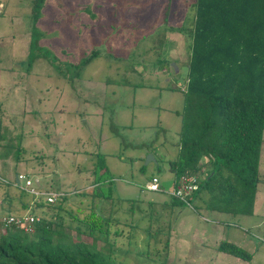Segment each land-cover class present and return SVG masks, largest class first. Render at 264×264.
I'll use <instances>...</instances> for the list:
<instances>
[{"label": "rangeland", "instance_id": "374dc122", "mask_svg": "<svg viewBox=\"0 0 264 264\" xmlns=\"http://www.w3.org/2000/svg\"><path fill=\"white\" fill-rule=\"evenodd\" d=\"M194 1L44 0L35 26L53 63L28 68L33 0H0V217L24 216L36 199L13 182L22 174L34 195L65 197L54 227L69 236L78 235L69 209L108 219L96 243L117 264H264V140L250 215L173 205L169 190L146 189L153 175L173 178L188 56L175 28L191 23ZM92 50L100 56L77 70ZM97 153L108 172L100 181ZM221 240L251 261L217 260Z\"/></svg>", "mask_w": 264, "mask_h": 264}, {"label": "trees", "instance_id": "16d2710c", "mask_svg": "<svg viewBox=\"0 0 264 264\" xmlns=\"http://www.w3.org/2000/svg\"><path fill=\"white\" fill-rule=\"evenodd\" d=\"M43 1L33 0L28 68L39 57L53 63L38 44L41 33L35 26ZM192 7L191 23L175 28L186 38L188 56L184 106L177 112L178 150L168 160L172 184L181 175L195 176L197 187L187 197L193 208L250 215L264 140V0H195ZM98 56L99 51L92 50L76 69L81 71ZM96 158L92 173L100 181L108 172L104 156L97 153ZM31 196L36 199L24 207L41 218L32 232L0 225V264H117L96 243V234L110 223L103 215L92 208L83 216L78 213L82 209H69L78 234L73 238L54 227L60 225L65 197L54 204L42 195ZM171 203L188 206L173 196ZM215 249L247 262L252 259L251 252L230 240H221Z\"/></svg>", "mask_w": 264, "mask_h": 264}, {"label": "built area", "instance_id": "2783aa9c", "mask_svg": "<svg viewBox=\"0 0 264 264\" xmlns=\"http://www.w3.org/2000/svg\"><path fill=\"white\" fill-rule=\"evenodd\" d=\"M20 183H23V188L27 190L30 194H35L33 191H30V180L27 179L26 176L22 174H18L16 176ZM196 177L191 175H181L177 181L172 184L167 190L170 192V196L176 197L180 201L185 202L187 205H190L188 200V196L192 193L194 189H196ZM29 188V189H28ZM146 189L149 191H162L160 187V180L157 176H151L150 180L146 183ZM53 194V193H51ZM50 202L53 201L52 196L48 198ZM38 219L29 213H26L24 216H16V215H5L0 217V225H10L14 224L28 230L30 226H34V223Z\"/></svg>", "mask_w": 264, "mask_h": 264}, {"label": "crops", "instance_id": "0c3cea01", "mask_svg": "<svg viewBox=\"0 0 264 264\" xmlns=\"http://www.w3.org/2000/svg\"><path fill=\"white\" fill-rule=\"evenodd\" d=\"M202 163H205V161L203 162L202 161ZM206 166V165H205ZM151 178V177H150ZM150 180V179H149ZM163 181H168L170 184H169V187L172 185V182H173V179L172 178H166V179H163ZM162 181V182H163ZM146 185V184H145ZM168 189V188H167ZM167 189H165V190H167ZM163 192H165V191H163ZM258 194H259V192H258V188H257V192H256V201H255V205H254V210H253V212L255 211V206H256V203H257V201L259 200V198H258ZM195 202L197 203H199V200L198 199H196L195 200ZM201 203V202H200ZM203 205V204H202ZM211 212H218V211H211ZM220 213H223V212H220ZM235 216H238V215H235ZM214 230H216V232H217V235H219V230L217 229V228H214ZM247 240V239H246ZM216 243V242H215ZM218 243L219 242H217L216 243V246L218 245ZM235 243V242H234ZM236 244V243H235ZM238 245V244H237ZM239 246H241V245H239ZM241 247H243V246H241ZM243 248H245V247H243ZM246 249V248H245ZM216 251V250H215ZM221 252H218V251H216V253H215V255H216V259L217 260H220V261H222V259H224V255H219ZM224 253V252H223ZM220 256V257H219Z\"/></svg>", "mask_w": 264, "mask_h": 264}, {"label": "water", "instance_id": "95a60500", "mask_svg": "<svg viewBox=\"0 0 264 264\" xmlns=\"http://www.w3.org/2000/svg\"><path fill=\"white\" fill-rule=\"evenodd\" d=\"M174 65V64H173ZM175 66V65H174ZM15 182L18 184L19 183V180H18V178L17 177H15ZM169 182L168 181H163V182H161V185L165 188V189H167V188H169Z\"/></svg>", "mask_w": 264, "mask_h": 264}]
</instances>
